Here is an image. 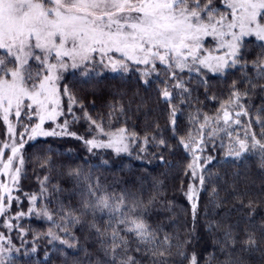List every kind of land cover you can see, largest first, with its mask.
Instances as JSON below:
<instances>
[{
  "label": "trees",
  "instance_id": "obj_1",
  "mask_svg": "<svg viewBox=\"0 0 264 264\" xmlns=\"http://www.w3.org/2000/svg\"><path fill=\"white\" fill-rule=\"evenodd\" d=\"M184 2L226 12L224 0ZM183 77L175 94L141 67L66 76L60 121L76 137L24 145L9 212L24 217L23 232H5L19 248L5 264H264V42L245 39L221 75ZM218 116L233 124L223 140L203 130ZM243 119L254 142L228 150ZM97 129L124 131L129 152L90 145ZM6 137L0 115V146ZM197 159L205 167L192 204Z\"/></svg>",
  "mask_w": 264,
  "mask_h": 264
},
{
  "label": "rangeland",
  "instance_id": "obj_2",
  "mask_svg": "<svg viewBox=\"0 0 264 264\" xmlns=\"http://www.w3.org/2000/svg\"><path fill=\"white\" fill-rule=\"evenodd\" d=\"M224 1L226 12L189 9L184 0H0V115L7 134L0 146V264L19 250L5 232H23L24 217L12 215L15 224L9 212L24 168V145L76 137L60 121L66 76L126 75L141 67L143 76H161L176 94L184 89L183 75H221L237 62L245 39L264 42V0ZM228 125L233 126L218 116L205 119L203 130L223 140ZM235 127V145L228 143V150L249 149L254 142L249 122ZM88 143L117 154L130 150L119 130L97 129ZM204 167L200 159L192 162L187 193L192 204ZM32 213H38L35 202L27 217Z\"/></svg>",
  "mask_w": 264,
  "mask_h": 264
}]
</instances>
